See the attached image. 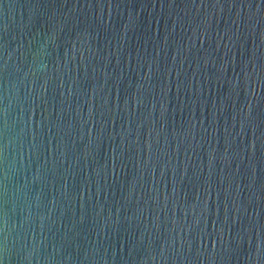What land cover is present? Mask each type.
<instances>
[{
  "label": "water",
  "instance_id": "obj_1",
  "mask_svg": "<svg viewBox=\"0 0 264 264\" xmlns=\"http://www.w3.org/2000/svg\"><path fill=\"white\" fill-rule=\"evenodd\" d=\"M0 264H264V0H0Z\"/></svg>",
  "mask_w": 264,
  "mask_h": 264
}]
</instances>
